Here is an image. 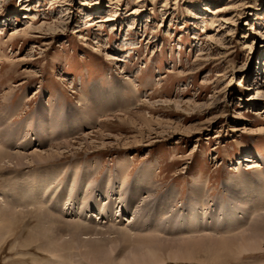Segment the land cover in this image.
<instances>
[{
    "label": "rangeland",
    "instance_id": "1",
    "mask_svg": "<svg viewBox=\"0 0 264 264\" xmlns=\"http://www.w3.org/2000/svg\"><path fill=\"white\" fill-rule=\"evenodd\" d=\"M113 94L115 111L99 120L89 115L95 99ZM44 115L52 128L47 144L38 137ZM0 119V142L12 138L13 153L71 145L54 164L1 165L0 264L52 259L47 250L55 245L46 248L49 235L40 237L34 212L46 206L26 196L29 203L16 207L22 214L3 215L4 205L16 203L14 190L47 166H66L43 196L48 208L73 168L78 179L86 166L91 173L78 187L88 200H69L63 212L65 239L75 224H96L104 234L93 237L120 249L117 233L125 230L132 253L139 236L179 239L168 224H180L187 212L201 216L204 228L212 220L219 230L241 221L225 239L242 236L259 217L264 227V210L252 214L264 208V177L256 173H264V0H0ZM28 119L33 127L21 128ZM245 159L257 162L256 170ZM119 161L127 164L123 186ZM146 165L149 190L136 185ZM235 255L230 264H264V244ZM69 256L78 262L75 249ZM209 258L200 253L183 264H214Z\"/></svg>",
    "mask_w": 264,
    "mask_h": 264
},
{
    "label": "bare ground",
    "instance_id": "2",
    "mask_svg": "<svg viewBox=\"0 0 264 264\" xmlns=\"http://www.w3.org/2000/svg\"><path fill=\"white\" fill-rule=\"evenodd\" d=\"M112 59L116 60L117 58H112ZM125 80L129 81V79H125ZM129 84H130L129 87L131 88L132 86L131 81H129ZM99 98L100 99H95V101L91 104V108L88 111L89 115H91L92 117L98 120L103 118L107 113H111L115 109L116 101L118 102V95L113 94L110 98H108V101H106V99H103L101 97ZM41 120L38 122V130L40 131L38 137L40 138V140H42L41 144L45 142H46L45 144H47L51 141V139L49 140L48 138H51L52 132H49V130L52 128L48 129L46 125L44 126L45 124L44 121L46 120L45 115L42 117ZM82 120L84 121L85 119L83 118ZM82 120H80L81 124H83ZM2 122H3L2 119H0V126ZM22 125L24 127L22 126L21 128H24V129L25 128L30 129V127L32 126V125L30 126V119H28ZM43 130L45 132L44 134H43ZM260 131H264V130H260ZM24 138L26 139V137ZM75 139L77 140L78 138L75 137ZM57 140L58 139H55L54 141H57ZM11 141H12V138L8 139L5 142L4 141L0 142V169L2 167L1 166L2 164H4V166L6 165V168L12 167V168H28V169L30 167H35V166L39 167L42 165L54 164L55 162H59L61 158H63L64 153H62L61 149H69L71 147L70 144H66L64 146H59L55 148V150L54 149H51L48 151L40 150V151H35L29 154L21 153V152L13 153L11 152V145L7 147V144H8L7 142H11ZM17 141L18 139L17 140L14 139L13 144L15 145ZM76 142L77 141H74L73 143L75 144ZM244 161H252V162H249L250 164L248 165L247 168L256 170V168L258 167L254 165L255 163H257V162H254V160L245 159ZM47 167L48 168H43L41 170L39 169L35 171L34 174L27 176L28 180L27 179L24 180L20 185L21 187H19L17 190L16 189L14 190V196L15 198H17L16 203L11 202L9 204L7 203L6 205H4L5 209H4V214H3L9 219L10 218L13 219L14 217H16V215L22 214L23 212L20 213L17 210L18 208L16 207L17 206L21 207L29 203L25 201L26 196H28L30 200H32V203L33 201H37L36 205L46 206L47 209H37L34 211L36 214H39V216L37 215L35 216H37L39 219L38 221L41 222L40 224L41 236L40 237L46 236L47 235L46 233H48L49 235L48 237L44 238V241L49 243V244L46 243V248H50L52 244L55 245L53 250L49 251L45 249L49 253H51V257H52L51 261L47 262L46 264H104V263H107V264H168L167 262L172 263V264H183L184 262H190L194 260L196 255L200 253H204V254L208 253L210 257L209 260L213 262L214 264H217L215 263L217 261L220 264H230L229 262H230L231 254L235 255L238 253L240 254L241 253H245V254L257 253L259 250H261L262 244H264V235H262L263 232L259 229V227L264 228L263 221L261 220L260 217L256 220L254 225H251L248 228L247 227L244 228L245 232L242 236L234 235L232 239H225L221 236L229 235L234 230L239 229L238 224H241V221L237 222L236 224H233L231 222L230 224H227L222 230H219L215 228V221L212 220L213 223L211 222L210 225L207 224V227L204 228L202 217L201 216L198 217L196 216V214L192 212H187L186 215L183 217V220L180 221V224L178 223L177 225H173L172 223L173 221L168 224L169 231L172 230V231L177 232L178 236H180L179 239L174 240L175 237L173 238V236L172 237L171 236L170 237L169 236L159 237L158 234H154L153 236L149 234L147 236H144V235L141 237L139 236V237H136L135 244H140L141 246L139 250L133 251L132 253H126V250L132 245L131 243L132 234L125 230L119 231L118 233L116 232L118 235H120L121 239H123L124 241V245L120 249L119 247L117 248L116 246H115L116 248L114 246L108 247L109 242H106V240L104 239L99 240L97 238H94L95 236L99 234H102V235L104 234V232L102 231L100 232L97 229L96 224H91L90 226L83 225V227H80L79 224L78 225L75 224L74 230H72L73 232L70 234V237L68 239H65L64 236L67 231V221L62 219V216L64 215L63 212L69 210L70 204H72V203H69V200L70 202H74V199L75 200L76 198L79 199L81 195H83L84 197L85 192L83 191V189H80L78 187L81 184L83 185L86 184L85 178L90 177L91 173L88 170V166H86L84 172L82 173V176L78 179V175H79L77 173L78 167L73 168V173H70V175H68V177H66V179L62 182L64 184V187L61 189L63 190L59 189L62 183H57L55 189L53 190V192H55L56 198L52 202L51 207L48 208L47 204L50 203L49 199L48 198L43 199V196L47 193V190H48L47 188L50 187L51 184H54L56 181L60 179L61 174L63 173V170H65L66 166L65 165L63 166L62 171L60 169L55 170L49 166ZM126 168H127V164L124 161H119L118 163V175L119 176L117 178H118L120 186H123L125 179L127 177ZM150 169L147 165L140 168V170L136 173V178H137L136 185L140 186L141 184L142 187L144 185V188L146 189L148 188V190L150 189V186H149L151 185L149 183L150 178H151L149 176ZM256 173H259L261 177H264V173L261 174L259 170L256 171ZM241 176L242 177H239V179L235 181V182H238V183H235V185L238 184L237 186H240L241 181H243L241 179L244 178L243 174H241ZM12 189H13V186H11V191ZM138 190H141V189L139 188ZM191 192L193 194H199L198 189H195V190L191 189ZM95 196L97 198L99 197L98 195H95ZM88 197H84V201L85 200L87 201ZM100 197H102V194H100ZM15 198L13 199L15 200ZM107 198L108 197L104 198L103 201L106 202ZM94 199H91L88 202L90 206H94L96 204L97 200L96 199L94 200ZM22 202H26V203H22ZM147 206L148 205L146 204L145 207ZM260 207L258 208L255 207L252 214L258 213L264 210V208H260ZM158 210L159 209H157V212ZM97 211L98 213L100 212L99 210ZM162 220H160L159 222H155V224L160 225ZM260 222H262V226L261 225L259 226ZM208 226H210V228ZM234 227H237V228L233 229ZM2 230H5V229L4 227L0 226V231ZM213 230H216L217 235L215 236V238L208 235L209 232ZM74 249H75L76 256L78 258V262L76 261L75 263H73V260H71V257L69 256V252H71ZM101 254L103 255V258H104L103 261H102ZM100 256H101V259H100Z\"/></svg>",
    "mask_w": 264,
    "mask_h": 264
}]
</instances>
